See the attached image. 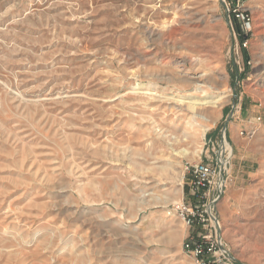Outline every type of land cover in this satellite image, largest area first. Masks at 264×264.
I'll use <instances>...</instances> for the list:
<instances>
[{"label": "rangeland", "instance_id": "374dc122", "mask_svg": "<svg viewBox=\"0 0 264 264\" xmlns=\"http://www.w3.org/2000/svg\"><path fill=\"white\" fill-rule=\"evenodd\" d=\"M0 264H264V0H0Z\"/></svg>", "mask_w": 264, "mask_h": 264}, {"label": "built area", "instance_id": "2783aa9c", "mask_svg": "<svg viewBox=\"0 0 264 264\" xmlns=\"http://www.w3.org/2000/svg\"><path fill=\"white\" fill-rule=\"evenodd\" d=\"M242 26L249 29L250 22L241 14ZM221 161L219 162L218 169L214 166L199 162L192 168L190 190L195 194L198 204L191 205L181 203L180 219L186 227H193L194 222H197L200 228H208V232L197 236L196 238L188 237L183 243L184 252L191 257L194 261H203L202 255L207 252L226 253L224 246H222L221 236L218 235V222L212 214V203L216 200L207 203H202V198L209 196L212 187L215 185V190L219 191L221 188ZM201 229V230H202Z\"/></svg>", "mask_w": 264, "mask_h": 264}, {"label": "bare ground", "instance_id": "6f19581e", "mask_svg": "<svg viewBox=\"0 0 264 264\" xmlns=\"http://www.w3.org/2000/svg\"><path fill=\"white\" fill-rule=\"evenodd\" d=\"M220 102H221V97H219L218 99H216L214 101L205 99V100H201V102H200V100L194 99V101H190L189 108L191 110L194 109V105H196V103H201L202 105L203 104L206 105V104L210 103V104H213V106H211V105H208V106H210V107H212L214 109L215 107H217L219 105ZM214 105H217V106H214ZM202 118H204L203 119L204 120L203 123L206 124V125H204V127L201 129V135H203L205 133V131L208 129V127H207L208 124L207 123L209 122L207 117H202Z\"/></svg>", "mask_w": 264, "mask_h": 264}]
</instances>
